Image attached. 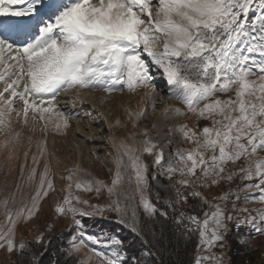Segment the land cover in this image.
I'll return each mask as SVG.
<instances>
[{
    "label": "snow or ice",
    "instance_id": "1",
    "mask_svg": "<svg viewBox=\"0 0 264 264\" xmlns=\"http://www.w3.org/2000/svg\"><path fill=\"white\" fill-rule=\"evenodd\" d=\"M161 74L168 99L183 106L165 107L164 119L191 115L196 126L184 122L167 127L165 144L171 149L167 155L149 138L147 129L139 133L143 139L138 144L117 141V170L111 186L95 181L93 188L90 180L76 182L75 188L97 195L104 189L110 197L116 195L119 215L120 187L127 176L141 193L146 216L159 215L164 220L171 216L181 237L197 235L194 264H225L224 250L230 246L233 233L239 244L248 243V237L239 236L247 225L256 235L264 236V156L260 155L264 152V0H0V82L4 83L0 134L5 136L0 148L9 160L20 135L13 131V114L17 122L27 125L31 113L32 121L38 119L43 130L49 125L56 131L67 129L78 113L59 110L54 102L61 92L69 90L78 95L82 90L110 95L143 89L146 104L155 111L154 80ZM17 101L22 102V109L14 107ZM146 115L147 108H142L135 121ZM128 116L131 119L133 113ZM200 121L206 123L200 126ZM174 134L191 147L172 148L176 141L170 137ZM145 154L154 157L151 166L142 159ZM150 167L154 171L149 177ZM48 170L45 163L30 205L23 200L17 205L15 193L0 199V249L8 256L16 254L15 260L0 264H22L21 257L23 264H38L34 253L26 256L24 242H15V233L17 223L30 219L39 210V201L54 190L52 180L45 179ZM237 176L241 181L237 188H229L211 201L201 191L222 187L225 182L234 184ZM35 177L33 167L27 182ZM67 179L71 181L72 176ZM149 179L171 182L167 187L175 195L164 200L162 208L144 195L150 189ZM71 188L69 183L65 191ZM245 190L250 195L243 201L258 202L260 208L239 206ZM190 197L198 198L199 206L189 204ZM183 205H189L192 214L186 213ZM54 210L70 215L76 228L69 256L88 247L98 264H148L137 255L129 257L122 249L123 241L115 235L85 231L79 217L110 212L111 205H92L69 194ZM130 229L143 235L134 224ZM165 239L163 233L159 240L153 233L152 240L144 243L159 249ZM35 243H44L42 235ZM90 245L112 250L101 252ZM141 255L155 253L145 248Z\"/></svg>",
    "mask_w": 264,
    "mask_h": 264
},
{
    "label": "rangeland",
    "instance_id": "2",
    "mask_svg": "<svg viewBox=\"0 0 264 264\" xmlns=\"http://www.w3.org/2000/svg\"><path fill=\"white\" fill-rule=\"evenodd\" d=\"M12 78L14 79L15 76L13 75ZM154 83L157 89L156 92L152 94L157 98L155 111L152 110L151 106L146 104L145 91L143 89L138 90L137 93L125 91L123 93L114 92L110 95L103 91L93 92L91 90H82L78 95L75 90H69L64 96L68 105H63L65 109L57 106L59 110L65 112L76 111L75 113H78V115L74 116L69 122L70 127L67 129L61 128L59 131H56L54 125H49L47 130H43V124L38 119L35 122L32 121L31 113L29 114V122L25 125L22 120L17 122L15 114H13V131L19 132L20 135L16 141L11 160L7 158L6 151L0 148V199L6 195L15 193L17 205H19L22 200L30 205V196L35 192L38 186L39 175L44 170L45 163H47L49 169L45 178L46 182L48 179H51L54 189L49 190L48 196L39 201V210L36 211L30 219L27 221L21 220L17 223L15 233V242L17 244L21 241L27 244L29 241H36L37 237L41 235L45 238L50 231H57L68 226L73 227V221L70 215H60L54 210L56 205L62 201L63 197L69 194L78 196L81 200H87L92 205L102 206L111 203L119 224L125 225L128 228L134 224L138 228V208L140 207L143 209L140 204L141 193L135 191L134 183H129L127 176H125L122 187H120L119 200L121 210L119 215L115 211L116 195L110 197L108 192L104 189L101 190L99 195H97L95 191H78L75 188V183H85L91 180L93 181V188L97 186L95 181H100L104 185L111 186V180L117 170L115 164L116 157L112 154L111 144H113L117 156L116 142L119 140H125V142L129 144L133 142L138 144V142L143 139L139 133L147 129L149 138L153 141H157L159 146L163 147L167 155L171 150L165 144V140L169 138L166 136L167 127H174L184 122H186L189 127L196 126V118L191 115L188 117H173L169 120H161L165 107L182 108L183 106L175 100L168 99L167 86L162 74L156 76ZM3 87L4 83L0 82V91L3 90ZM19 90L21 89H17V91ZM37 103H39V101H37ZM14 107L22 109L23 104L17 101ZM142 108H147V115L144 116L141 121H135V114ZM129 112L133 113L131 119L128 116ZM89 117H91V119H89ZM75 122L80 124L79 128L81 129V131L77 133L70 131V129H73ZM134 122L136 123L135 127H133ZM205 123L204 121L199 122L200 126H203ZM153 125H155V128H153ZM129 137H131V139H129ZM170 138L176 141L171 146L172 148L191 147V145L187 143H182L175 134ZM4 139L5 136L0 134V142ZM91 139L99 142H91ZM42 148L44 149L43 154H41ZM77 149H79L80 152H78ZM25 153H27V156L24 155ZM260 155L264 156V152H261ZM34 157L36 162H34ZM142 159L151 166L154 157L145 154ZM125 162H127L126 158ZM22 167L23 172H21ZM33 167L36 169V177L32 182L28 183L27 177ZM75 167L83 174V181H81L82 179L79 177L80 174L74 171ZM151 171H154V169L150 167L149 177ZM69 175L72 176L71 181L67 179ZM149 180L154 189L164 194L165 200L174 197V191H169L167 187L170 185V181L160 180L158 182L152 181L151 179ZM69 183L72 184V188L70 191H65ZM244 183L248 182L245 181ZM161 184H163L164 187H161ZM240 184L241 181L237 176L234 184L225 182L222 187L201 189V191L211 201L213 197L221 195L229 188L235 189ZM148 192L149 190L144 193L147 197ZM245 195H250V193L247 190L241 193L240 207H247L249 209H258L261 207V205L255 201L245 203L243 201ZM197 201L200 203L198 198ZM75 206L83 208L84 211L87 212H94L92 208L82 204H77ZM186 206L187 205H183V210L188 213V210L185 208ZM228 207L230 208L231 204H229ZM177 210L179 211L180 209L178 208ZM101 215L102 213H94L92 217H87V223H83L87 233L96 235L106 234L101 232L96 226H93L92 219L94 217H101ZM240 215L245 216L247 213H240ZM253 215H255V213H253ZM79 218L83 222L84 217ZM0 220H3L2 215H0ZM250 233L251 235H249ZM76 235V228L73 227L72 239ZM107 235L112 236L111 234ZM239 236L248 237L247 244L257 247L260 255L264 258V236L256 235L252 231L250 225L242 227ZM230 240V246L224 250L225 264H243L247 257V244L237 243V234L235 233L231 235ZM76 242L78 243V241ZM90 247L101 252H110L112 250L103 245H90ZM68 249L71 251V244ZM14 254L15 252L11 256H8L0 249V261L12 259ZM73 255L78 259V264H98V261L89 251L88 247H82L79 252L73 253ZM196 256L197 249L195 245L192 264H194Z\"/></svg>",
    "mask_w": 264,
    "mask_h": 264
},
{
    "label": "trees",
    "instance_id": "3",
    "mask_svg": "<svg viewBox=\"0 0 264 264\" xmlns=\"http://www.w3.org/2000/svg\"><path fill=\"white\" fill-rule=\"evenodd\" d=\"M148 192V199L156 205L157 208L163 207V201L165 200L164 194L159 193L151 186ZM160 201L157 203V201ZM189 204H195L199 206L197 199L193 200L189 198ZM111 205V203L109 204ZM108 206V205H102ZM112 207V206H111ZM189 214H192V209L187 205L185 207ZM206 208V206H205ZM178 211V210H177ZM199 211V208H197ZM202 216L203 213L201 212ZM88 218H83V223H87ZM93 226H96L101 232L106 234L115 235L118 239L123 241V250L127 255H137L142 260H147L148 264H192V257L194 248L197 241V235H193L191 239L183 238L179 233L175 232V226L172 224L171 216L168 220H164L159 215L155 217H148L145 215L142 208H138V229H142L143 235H137L132 232L130 228L125 225L119 224L115 213L105 210L101 217H94ZM153 233L157 240L160 239V234L163 233L165 240L161 241L159 249L152 246L151 243L145 244L147 239L152 240ZM73 235V227H64L57 231H50L46 237L43 238V244H36L35 241H29L26 244L25 254H35V260L38 264H78V259L75 255L69 256L70 252L68 247ZM147 248L151 250L155 255L151 257L142 256L143 250ZM46 249V250H45ZM43 253V256L40 255ZM247 257L243 264H264V258L260 255L259 249L247 244ZM16 254L12 259H4L1 261L15 260ZM23 264L24 258L21 257Z\"/></svg>",
    "mask_w": 264,
    "mask_h": 264
},
{
    "label": "bare ground",
    "instance_id": "4",
    "mask_svg": "<svg viewBox=\"0 0 264 264\" xmlns=\"http://www.w3.org/2000/svg\"><path fill=\"white\" fill-rule=\"evenodd\" d=\"M91 92V91H90ZM89 92V93H90ZM68 92H62V93H60V95L58 96V98H57V101H55L54 103H56L57 104V106L60 108V107H63V105H65V104H67L68 102L65 100V95L67 94ZM92 93V92H91ZM81 97V96H80ZM70 98H71V96H70ZM82 98V97H81ZM70 104V103H69ZM68 105V104H67ZM64 108V107H63ZM69 108V107H68ZM65 109V108H64ZM76 112V111H75ZM162 117V116H161ZM161 120L162 121H164L165 119H164V117H162L161 118ZM79 126H80V124H78V123H74V127H73V129H70V131H72L73 133H77L78 131H81V129L79 128ZM90 141V140H89ZM91 142H95V143H98L99 141H93V139H91ZM90 142V143H91ZM112 146H111V150H112V154H113V156L114 157H116V153H115V151H114V146H113V144H111ZM78 150V152H80L79 151V149H77ZM74 171L77 173V174H80L79 175V177L82 179V176H83V174L78 170V168L77 167H75L74 168ZM81 181H83V179L81 180Z\"/></svg>",
    "mask_w": 264,
    "mask_h": 264
}]
</instances>
